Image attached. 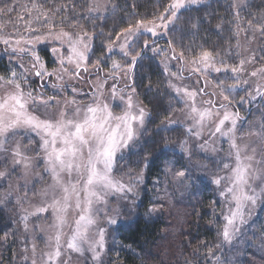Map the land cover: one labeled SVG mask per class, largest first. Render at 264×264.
<instances>
[{
  "label": "rangeland",
  "instance_id": "obj_1",
  "mask_svg": "<svg viewBox=\"0 0 264 264\" xmlns=\"http://www.w3.org/2000/svg\"><path fill=\"white\" fill-rule=\"evenodd\" d=\"M110 1L92 0V9H95L93 13H105L110 6ZM209 1L211 0H196V3H187L186 0L185 6L177 12V16L185 8L205 4ZM230 1L234 5L238 18L250 2V0ZM163 15L169 16L165 12ZM175 21L176 19L173 23L168 24L166 28L158 27L162 23L160 19L144 22L148 28L155 31V35L143 27L134 35L127 37L123 31L116 41L111 44V51L108 47V54H118L123 57L113 58L109 62L110 65H102L103 67L99 66L100 62L97 63L91 58L93 38L88 35L85 36V34L71 32L74 38L77 35L84 36L83 44L88 45L85 52L87 59L81 62L78 76L74 74L76 72L75 64L67 62L69 55L67 42L61 43L60 40L55 39V33H59L61 30L52 31L53 35L46 32L33 37L0 34V58H6L5 61L3 60L6 69L10 70V67L14 69L9 74L0 76L2 77L0 79V97L15 91L14 85L9 84L8 81L12 78V74L16 73V78L21 83L25 93L31 92L34 97L38 98V101L41 99L44 101L51 99L53 101L48 104L39 102L30 104L29 111L41 119L58 117L62 110L67 111V114L71 116L77 105H88L94 101L106 103L114 115H122L127 110L129 95H131L133 111L138 114V109L143 108L146 113L142 125L134 124V138L129 141L127 147L117 153L112 172L115 180L130 186L132 191L101 192L103 200L93 205L97 223L90 229L89 239H98V230L100 228L104 229V247L99 249V259H93V252L88 244L83 246L82 252L68 250L64 246L63 254L55 264H105L108 242L113 237V229L126 219L127 211L136 207V191L139 190V185L143 181L139 175L136 176L134 173H130V175L122 173V167L118 166V162L134 149L136 143L140 141L151 113L136 91L133 92L134 70L131 57L136 56V53L139 52L137 44L142 35H149L153 40L167 36L169 28ZM136 25L130 27L134 28ZM154 25L157 27H154ZM238 29L237 65L223 66L215 56L204 62L202 54L194 58L176 57L178 55L172 56L166 47L157 46L154 48V54H161L160 64L167 79L169 92L179 104L172 111L166 126H182L186 129L189 136L188 157L192 158L189 159L185 168H180L183 166L182 163L171 162L166 167V177L163 179L164 185L158 188L159 196L162 199H159L160 202L152 209H155L154 213L159 214L162 211L168 213L167 217L171 222L169 226H173L180 219V208L186 204V201L180 202L183 197L191 193L195 187H198L197 181L199 179H208L215 184V190L221 198L220 207L224 230L226 225L225 215L228 213V209L234 207V205H230L221 196V192L227 186L226 182L222 181L220 185H217L214 181L218 177L230 174V168H226L225 165L231 166L234 164V150L228 137L221 136L219 133L212 134L215 131L216 123L222 118L224 110L239 115L235 130L236 143L241 147L246 145L247 154L249 155L253 154L252 150L255 149V161L264 160V134H256L264 129V110L251 113L250 118L248 116L249 111L260 100L261 105H264V60L260 61L256 55L258 42L255 38H252L255 34L253 32L247 34V32H244L243 26L240 28V25ZM37 37L40 39L37 40ZM88 37H91V39H88ZM149 39L146 41L149 42ZM4 40H8V43L5 44ZM83 44L80 46L81 51H84ZM42 45H48L51 48L53 64L50 66L38 54V48ZM121 45H124L123 49ZM53 49L58 51L53 52ZM33 53L39 56V62L35 60ZM62 59L64 60L63 65H61ZM241 60L245 61L242 70L238 74L232 73L231 68L240 67ZM114 63L118 64L119 67L114 68ZM205 63L208 65L206 71L204 70ZM40 64H43V68L40 67ZM62 67L68 69V71L62 72ZM214 67L227 68L228 71L218 73L212 70ZM85 69L87 70L85 71ZM197 69L201 70L197 71ZM37 71L52 75L37 76ZM252 72H256L257 75L252 76ZM220 82H223L224 85L237 84V87L234 91L222 92L218 86ZM177 89L181 91L178 93ZM201 89H203L202 93ZM184 90L196 93L195 106L198 109H210L212 111L213 116L206 118L203 126H197L192 119L190 115L192 101L184 94ZM257 91L261 95H257ZM223 96H228L231 103L224 101ZM241 98H243V103L240 102ZM73 100L76 101V104L71 103ZM208 101H213L214 104H209ZM220 104H225L226 109L220 110ZM218 110L219 116L215 115ZM169 121L172 123H169ZM227 127H231L230 122H226ZM189 129H191V132ZM197 132H199V136L195 134ZM17 145H19L22 155L28 158L30 166L27 169H25L23 162L20 164L14 163L15 159H19L13 156V150ZM194 155L198 156L196 161H193ZM255 161L253 162L254 167L264 168V164L257 165ZM45 169V153L41 148L40 137L36 133L17 132L15 135L9 136L0 147V172L6 174L0 177L1 195L4 202L13 204L12 208L15 211L17 222L15 232L17 231V233L16 236L12 233L11 237H16V245L19 246V264H33V262L34 264H48L47 253L50 252L52 247L50 238L55 234L57 221L56 213L51 208H48L46 212H37L38 208L50 204L52 198L51 186L54 181L51 173ZM180 171L186 172L187 175L178 177L176 174ZM63 178L68 179L66 175ZM158 183H155L156 187ZM254 186L259 193L261 188H264V181L257 180ZM196 194H198V191ZM57 195H59L58 191ZM25 217H27L26 220ZM66 217L67 224L62 229L65 235L70 234L73 221L77 218L74 207L68 209ZM109 218L115 219L117 223L110 224L108 222ZM243 218L244 223L237 224L239 232L231 242L225 241L222 236V246L224 247L220 251L221 257L219 261L212 260V264H250L253 262L264 264V195L257 199L255 205L250 203L246 205ZM182 222L186 224V220L182 219ZM64 239L65 237L62 236V245H64ZM8 242L4 240L2 244L6 246ZM2 244L0 245V264L4 263L5 260L3 259L5 247ZM251 248L256 252L253 256L246 254Z\"/></svg>",
  "mask_w": 264,
  "mask_h": 264
},
{
  "label": "trees",
  "instance_id": "obj_2",
  "mask_svg": "<svg viewBox=\"0 0 264 264\" xmlns=\"http://www.w3.org/2000/svg\"><path fill=\"white\" fill-rule=\"evenodd\" d=\"M172 1L111 0L105 13L94 14L90 11L92 0H0V9L4 10L0 13V34L33 37L60 30L87 34L93 38L91 58L103 67L110 65L113 58L123 57L108 54V47L126 28L140 21L159 20L157 17L164 14ZM9 8L14 10L9 12ZM51 23H55L54 29H50ZM239 25L247 34H255L252 38L258 42L256 55L260 61L264 60V32H261L264 28V0H250L240 18L230 0H211L194 5L178 13L167 36L154 40L149 35L140 37L137 60L135 65L132 64L133 89L151 114L140 141L120 159L118 166L122 167V173L139 175L143 182L136 191V207L127 211L126 219L112 231L105 264H212V260L219 261L224 247V223L221 198L215 184L208 179H199L198 187L180 201H186V204L180 208V219L173 226H169L168 213L162 211L158 214L152 209L162 199L158 188L164 185L166 167L176 161L182 163L180 168H185L192 159L188 157L189 136L186 129L166 126L172 111L179 104L169 92L160 64L161 54H154L153 51L157 46L166 47L172 56L187 58L209 51L221 65H237ZM148 39L149 42L146 41ZM38 54L48 66L53 64L48 45L40 46ZM3 60L6 58H0V76L14 70L12 67L6 69ZM257 110H264L261 100L249 111V118ZM182 142H186V151L180 147ZM197 157L194 155L193 161ZM155 183H158L157 187ZM1 191L0 186V245L4 240L9 241L6 246L2 244L5 260L1 264H19L15 211L13 204L4 202ZM182 219L186 220V224ZM12 233L15 236L11 237ZM254 253L253 248L246 252L251 256Z\"/></svg>",
  "mask_w": 264,
  "mask_h": 264
},
{
  "label": "snow or ice",
  "instance_id": "obj_3",
  "mask_svg": "<svg viewBox=\"0 0 264 264\" xmlns=\"http://www.w3.org/2000/svg\"><path fill=\"white\" fill-rule=\"evenodd\" d=\"M185 2L186 0H173V3L164 10L169 16L161 14L157 17V19L162 21L158 27L166 28L168 24L173 23L177 18V12L185 6ZM187 3H196V0H187ZM13 10V8L8 9L9 12ZM93 10L95 9H90V11ZM3 11V9H0V13H3ZM249 23L251 24V22ZM141 27L152 32L153 35L156 34L153 29L148 28L147 24L140 21L137 22L134 28L125 29L124 35L126 37L134 35ZM154 27L157 26L154 25ZM54 28L55 23H51L50 29ZM261 32H264V28L261 29ZM49 35H53V32L50 31ZM84 38V36L79 35L74 38L71 32L63 30L55 33V39L60 40L61 43L67 42V51L69 53L67 62L75 64L76 72L74 74L77 76L79 75L81 62L87 59L85 52L88 49V45L83 44ZM39 39L37 37V40ZM88 39H91V37H88ZM4 43L7 44L8 40H4ZM82 44L84 51L80 50ZM147 46V42H145V47ZM121 48L123 49L124 45H121ZM56 51L58 50L53 49V52ZM109 51H111V45H109ZM33 55L35 60L39 62V56H36L35 53ZM211 59L212 54L209 51L202 53L204 62ZM131 60L132 64L135 65L137 56L131 57ZM63 64L64 60L62 59L61 65ZM244 64L245 61L241 60L240 67H232L231 72L238 74ZM33 66L35 67L36 65L34 64ZM40 67L43 68V64H40ZM113 67L117 68L119 65L114 63ZM207 67L208 65L205 63V71ZM200 70L197 69V71ZM212 70L218 73L228 71L227 68L215 67ZM61 71L67 72L68 69L62 67ZM45 74L52 75L50 73L36 72L37 76ZM251 75L256 76L257 73L252 72ZM8 83L14 85L15 91L0 97V147H2L9 136L15 135L17 132L36 133L40 137L41 148L45 153V170L51 173L54 181L51 186V203L37 209V212L42 213L51 208L56 213V231L54 236L50 238L52 247L50 252L47 253L48 264H55V262L60 260L64 246L68 250L82 252L85 244H88L93 252V259L98 260L100 257L99 249L104 247V229L100 228L98 230V239H89V231L97 223L93 205L103 200L101 192L132 191L130 186L115 180L112 172L116 163L117 153L127 147L129 141L135 136L134 124H143L146 115L144 109L140 108L138 109V114L135 113L131 95H129L127 110L122 115H114L108 104L94 101L88 105H77L71 116L67 114V111L62 110L58 117L41 119L29 111L30 104L38 102L48 104L53 101L51 99L38 101V98L34 97L31 92L25 93L21 83L16 78V73L12 74V78ZM245 83L247 82L245 81ZM218 86L222 92L234 91L237 84L224 85L223 82H220ZM113 87L115 88V86ZM134 91L135 89H133ZM180 91V89H177L178 93ZM200 91L202 93L203 89ZM184 94L192 101L190 113L192 119L197 126H203L205 119L213 116L212 111L210 109L200 110L195 106V92L184 90ZM257 95H261V93L257 91ZM223 100L229 101V97L223 96ZM240 102H244L243 98H241ZM71 103L76 104V101L73 100ZM207 103L214 104L213 101H208ZM219 109H226V105L220 104ZM215 115L219 116V110ZM238 119V113H229L224 110L222 118L218 120L215 131L212 133L213 135L219 133L221 136L228 137L234 150V164L231 166L225 165L226 168H230V174L218 177L214 181L217 185H220L222 181L226 182L227 186L221 192V196L230 205H234V207L228 209V213L225 215L226 225L223 230V237L228 242H231L239 232L237 224L244 223L243 213L246 205L249 203L255 205L257 199L264 195V188H261L258 193L254 186L257 180L264 181V168L254 167L253 165L255 149L252 150L253 154L249 155L247 154L246 145L241 147L236 143L235 130ZM226 122H230L231 127L226 128ZM169 123L172 122L169 121ZM189 131L191 132V129ZM195 134L199 136V132ZM256 134H264V129H261ZM180 147L186 151V142H182ZM13 156L19 158L14 160L15 164L23 162L25 169L29 168L28 158L22 155L19 145L13 150ZM255 163L262 165L264 160L255 161ZM5 175L4 172H0V177ZM64 175L68 177L67 180L63 178ZM176 175L185 177L187 174L184 171H180ZM57 191L59 195H57ZM72 207L77 212V218L73 221L70 234L65 235L62 229L67 224L66 213ZM24 219L26 220L27 217ZM108 222L110 224L117 223L113 218H109ZM62 236L65 237L64 245L61 243Z\"/></svg>",
  "mask_w": 264,
  "mask_h": 264
}]
</instances>
